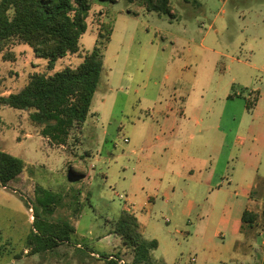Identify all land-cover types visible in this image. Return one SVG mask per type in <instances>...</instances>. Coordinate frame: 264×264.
<instances>
[{"label":"rangeland","instance_id":"374dc122","mask_svg":"<svg viewBox=\"0 0 264 264\" xmlns=\"http://www.w3.org/2000/svg\"><path fill=\"white\" fill-rule=\"evenodd\" d=\"M90 4L78 53L55 60L51 70L49 61L36 58L27 45L9 44L0 51V98L20 90L34 72L52 74L77 66L95 46L101 49L104 68L86 122L65 145L41 136V127L29 120L28 112L0 101V150L24 163L20 179L6 188L0 185V246L11 241L14 252L22 248L19 241L35 231L33 209L42 221L74 227L71 245L34 256L25 249L20 260L3 264H98L86 248L101 256L122 251L110 223L132 203L148 225L145 238L158 242L151 254L154 260L236 264L241 254L222 220L227 206L223 198L202 202L188 215L180 201L155 197L141 180L135 158L126 155L124 138L131 145L135 132L147 135L151 127L160 126L159 121H148V108L158 99H169L175 88H188L193 71L207 101L213 89L225 87L235 95L228 101L223 127H228L230 113L239 117L244 109L245 86L261 88L264 98V0H196L195 4L171 0L172 19L139 11L140 2L90 0ZM259 171L264 175L263 163ZM35 187L58 197L52 214L36 207ZM148 197H152L149 205ZM217 230L220 235H214ZM245 237L242 234L239 241L245 242ZM255 242L258 250L248 263L256 255L264 258V249L258 247L264 248V235Z\"/></svg>","mask_w":264,"mask_h":264},{"label":"crops","instance_id":"0c3cea01","mask_svg":"<svg viewBox=\"0 0 264 264\" xmlns=\"http://www.w3.org/2000/svg\"><path fill=\"white\" fill-rule=\"evenodd\" d=\"M139 11L150 14L143 5ZM136 16L139 15L136 13ZM149 74L150 71L147 76ZM188 80V88H175L169 99L165 98L164 102L158 99L150 105L148 121H159L161 125L151 127L147 135L135 132L131 145V140L125 137L128 140L124 142L128 144L126 155L135 158L136 165L142 169L141 180L153 189L155 197L180 201L184 205L183 212L188 215L198 210L202 202L223 198L227 206L222 220L240 252L237 254H241L236 264L248 263L253 251L258 250L254 249L256 237L264 235V228H261L264 226V175L259 171L260 165L264 164V98L260 96L261 88H243L248 92L244 109L239 117L230 113V123L223 127L228 101L235 95L225 87L213 89V97L207 101L201 94L205 88L199 86L201 81H198L196 72L193 71ZM230 81L234 84L235 79ZM254 93H258V98L256 96L253 100ZM158 97H162L161 92ZM151 198L148 197V205ZM260 204L263 205L261 209ZM124 210L137 218L145 236L148 225L142 215H138L133 203ZM244 210L257 215L256 224L242 226ZM242 234L246 236L245 242L239 241ZM214 235H220L219 230ZM74 246L81 248L80 243ZM86 251L101 264V254L88 248ZM121 255L125 261L131 260V255L124 249ZM219 263L226 264L224 260Z\"/></svg>","mask_w":264,"mask_h":264},{"label":"trees","instance_id":"16d2710c","mask_svg":"<svg viewBox=\"0 0 264 264\" xmlns=\"http://www.w3.org/2000/svg\"><path fill=\"white\" fill-rule=\"evenodd\" d=\"M125 1L140 2L147 12L174 17L171 0ZM192 2L195 4L196 0ZM90 10V0H0V51L9 44L27 45L36 58L49 61L51 70L55 60L78 53L80 39L88 28ZM103 69L101 49L95 46L77 66L65 67L52 74L34 72L20 90L1 97L0 101L10 108L28 112L29 120L41 127V136L56 145H65L71 133L81 129L86 122ZM23 169L22 159L0 150L2 187H9L10 182L20 179ZM34 190L36 207L52 214L57 208L58 197L40 187ZM33 213L35 231L19 241L22 248L17 252L11 247V241L0 246V264L20 260L25 249L27 255L34 256L70 244V235L74 233L71 224L42 221L36 209ZM256 220L255 213L248 210L242 213V226L256 224ZM110 228V232L120 239L121 250L127 251L131 260L125 261L119 251L100 256L103 264H165L152 258L158 242L145 238L133 214L121 211L111 221ZM248 264H264V258L256 255Z\"/></svg>","mask_w":264,"mask_h":264},{"label":"built area","instance_id":"2783aa9c","mask_svg":"<svg viewBox=\"0 0 264 264\" xmlns=\"http://www.w3.org/2000/svg\"><path fill=\"white\" fill-rule=\"evenodd\" d=\"M125 142H127L128 140L127 139H124Z\"/></svg>","mask_w":264,"mask_h":264}]
</instances>
